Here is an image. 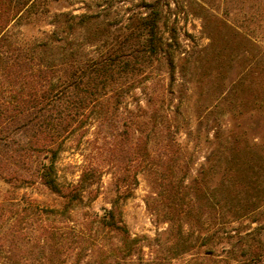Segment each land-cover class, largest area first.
<instances>
[{"label": "rangeland", "instance_id": "rangeland-1", "mask_svg": "<svg viewBox=\"0 0 264 264\" xmlns=\"http://www.w3.org/2000/svg\"><path fill=\"white\" fill-rule=\"evenodd\" d=\"M37 2L8 26L17 39L56 30L89 54L126 49L145 36L156 10L158 32L171 43L173 76L162 61L122 103L132 114L170 83L165 103L176 143L167 157L152 139L153 158L135 172L132 137L113 141L94 118L62 144L55 168L63 187L77 184L87 165L101 169L71 219L89 225L88 215L114 203L127 233L98 230L92 238L131 244L129 253L101 260L89 238L78 264H264V0ZM21 196L40 206L63 200L38 179L14 186L0 174V200Z\"/></svg>", "mask_w": 264, "mask_h": 264}, {"label": "trees", "instance_id": "trees-1", "mask_svg": "<svg viewBox=\"0 0 264 264\" xmlns=\"http://www.w3.org/2000/svg\"><path fill=\"white\" fill-rule=\"evenodd\" d=\"M36 5L37 0H0V174L14 186L38 179L63 200L56 207L40 206L25 196L0 200V264H78L92 233L126 234L127 230L114 203L100 214L88 215L89 225L71 219L72 207L92 191L101 169L87 165L77 184L63 187L55 168L62 144L94 118L107 125L113 141L121 144L132 137L135 172L153 158L152 139L159 143L160 156L167 157L176 143L165 103L170 83L160 85L155 96H149V106L137 104L132 114L122 103L162 61L173 76L172 53L165 48L171 43L158 32L156 10L143 24L145 36H134L126 49L110 47L89 54L70 47L67 35L56 30L17 39L8 26ZM93 241L101 260L117 259L121 250L129 253L131 248L128 239L123 249ZM71 255L77 258L73 263L68 260Z\"/></svg>", "mask_w": 264, "mask_h": 264}]
</instances>
